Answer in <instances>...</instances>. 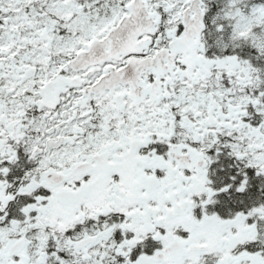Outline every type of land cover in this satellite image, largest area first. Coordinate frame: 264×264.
Segmentation results:
<instances>
[{"label":"snow or ice","instance_id":"obj_1","mask_svg":"<svg viewBox=\"0 0 264 264\" xmlns=\"http://www.w3.org/2000/svg\"><path fill=\"white\" fill-rule=\"evenodd\" d=\"M0 264H264V0H0Z\"/></svg>","mask_w":264,"mask_h":264}]
</instances>
